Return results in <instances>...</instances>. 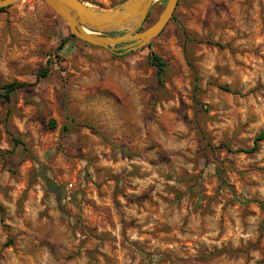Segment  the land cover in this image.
<instances>
[{"label":"rangeland","instance_id":"1","mask_svg":"<svg viewBox=\"0 0 264 264\" xmlns=\"http://www.w3.org/2000/svg\"><path fill=\"white\" fill-rule=\"evenodd\" d=\"M117 52L42 0L0 10V85L25 84L0 98V264H264V139L237 151L264 130V0H178Z\"/></svg>","mask_w":264,"mask_h":264},{"label":"water","instance_id":"2","mask_svg":"<svg viewBox=\"0 0 264 264\" xmlns=\"http://www.w3.org/2000/svg\"><path fill=\"white\" fill-rule=\"evenodd\" d=\"M16 1L0 0V7ZM42 1L66 22L71 36L114 53L131 52L147 45L170 21L178 2L166 0L157 18L142 28L153 0H125L112 8L90 6L81 0Z\"/></svg>","mask_w":264,"mask_h":264},{"label":"trees","instance_id":"3","mask_svg":"<svg viewBox=\"0 0 264 264\" xmlns=\"http://www.w3.org/2000/svg\"><path fill=\"white\" fill-rule=\"evenodd\" d=\"M4 7H0V10H3ZM148 17V15H147ZM147 19V18H146ZM144 28V26L142 27ZM149 61L153 65L155 69V75L158 85L163 86V77L165 72V62L164 60L155 52H150L149 54ZM49 69L47 66L40 68L35 75V81L38 79L47 76ZM25 84L17 81H12L9 83L1 84L0 85V98L9 99L10 96L19 88L23 87ZM227 89V88H223ZM264 139V130L260 131L253 140V144L250 148H242L238 149V152L242 153H252L258 149V142ZM42 180L44 183L48 185V187H52L51 181L49 178L42 176Z\"/></svg>","mask_w":264,"mask_h":264},{"label":"built area","instance_id":"4","mask_svg":"<svg viewBox=\"0 0 264 264\" xmlns=\"http://www.w3.org/2000/svg\"><path fill=\"white\" fill-rule=\"evenodd\" d=\"M30 8H33V4L29 6Z\"/></svg>","mask_w":264,"mask_h":264}]
</instances>
